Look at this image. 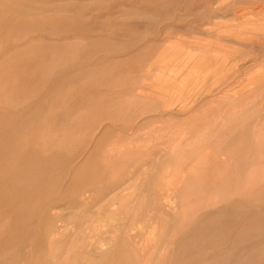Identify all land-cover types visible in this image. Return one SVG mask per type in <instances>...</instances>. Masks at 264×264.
I'll use <instances>...</instances> for the list:
<instances>
[{"label":"rangeland","instance_id":"1","mask_svg":"<svg viewBox=\"0 0 264 264\" xmlns=\"http://www.w3.org/2000/svg\"><path fill=\"white\" fill-rule=\"evenodd\" d=\"M0 26V264H264V0Z\"/></svg>","mask_w":264,"mask_h":264},{"label":"bare ground","instance_id":"2","mask_svg":"<svg viewBox=\"0 0 264 264\" xmlns=\"http://www.w3.org/2000/svg\"><path fill=\"white\" fill-rule=\"evenodd\" d=\"M3 2V1H2ZM47 2V1H46ZM6 3V2H5ZM3 4V3H2ZM17 7V6H16ZM14 20V19H13ZM11 21V20H10ZM18 21H20V20H17V22ZM1 22H3V21H1ZM21 23H23V22H21ZM17 24V23H16ZM5 25V24H4ZM4 25H2V27L4 26ZM9 26H10V24H9ZM1 27V26H0ZM7 27V26H6ZM13 27V26H12ZM4 28V27H3ZM10 28V27H9ZM2 30H4V29H2ZM6 30H7V28H6ZM0 31H1V29H0ZM6 32V31H5ZM9 34H10V32H9ZM0 35H2L1 34V32H0ZM3 35H4V33H3ZM2 37V36H1ZM10 44V43H9ZM220 69V68H219ZM221 70V69H220ZM223 70V69H222ZM154 79V78H153ZM144 82V81H143ZM239 83V82H238ZM103 185V184H102ZM115 216H116V214H115ZM120 216V215H119ZM117 217V216H116ZM114 219V218H113ZM96 220V219H95ZM34 229V228H33ZM51 230H49V232H50ZM51 237V236H50Z\"/></svg>","mask_w":264,"mask_h":264}]
</instances>
